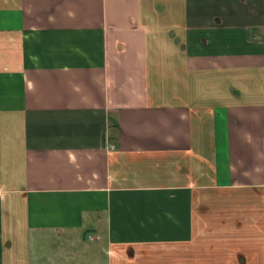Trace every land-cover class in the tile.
<instances>
[{
    "label": "crops",
    "instance_id": "obj_1",
    "mask_svg": "<svg viewBox=\"0 0 264 264\" xmlns=\"http://www.w3.org/2000/svg\"><path fill=\"white\" fill-rule=\"evenodd\" d=\"M0 264H264V0H0Z\"/></svg>",
    "mask_w": 264,
    "mask_h": 264
},
{
    "label": "built area",
    "instance_id": "obj_2",
    "mask_svg": "<svg viewBox=\"0 0 264 264\" xmlns=\"http://www.w3.org/2000/svg\"><path fill=\"white\" fill-rule=\"evenodd\" d=\"M112 147L114 148L115 146H114V145H112Z\"/></svg>",
    "mask_w": 264,
    "mask_h": 264
}]
</instances>
